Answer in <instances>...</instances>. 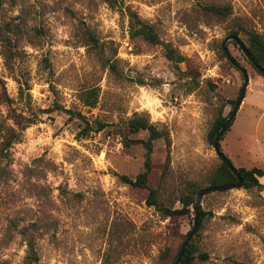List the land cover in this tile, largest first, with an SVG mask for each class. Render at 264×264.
I'll use <instances>...</instances> for the list:
<instances>
[{
	"label": "rangeland",
	"instance_id": "374dc122",
	"mask_svg": "<svg viewBox=\"0 0 264 264\" xmlns=\"http://www.w3.org/2000/svg\"><path fill=\"white\" fill-rule=\"evenodd\" d=\"M118 3L0 0V264H174L193 214L166 218L147 205L149 190L179 209L184 195L209 187L222 162L208 134L220 110L232 112L244 84L222 43L237 29L246 44L247 31L264 40V0ZM209 5L229 6L231 15L219 18ZM127 7L184 56L179 72L161 46L130 37ZM227 48L251 84L221 147L236 168L264 169V106H253L264 77L232 41ZM13 56L32 88L25 115L38 113L22 133L14 125L18 85L5 63ZM90 90L99 94L95 108L82 100ZM136 113L168 134L154 142L149 189L121 180L135 179L146 160L142 145L124 144L123 127ZM98 122L106 124L100 132ZM260 182L262 189L204 198L195 264H264ZM30 242L37 261L28 259Z\"/></svg>",
	"mask_w": 264,
	"mask_h": 264
},
{
	"label": "trees",
	"instance_id": "16d2710c",
	"mask_svg": "<svg viewBox=\"0 0 264 264\" xmlns=\"http://www.w3.org/2000/svg\"><path fill=\"white\" fill-rule=\"evenodd\" d=\"M112 8L118 7V0H105ZM205 10L214 14L219 18H227L231 15V8L229 6H215L209 5L205 6ZM126 14L129 18V31L130 37L132 39L143 38L145 41L149 42L152 45L161 46L164 51L165 58L171 62L175 70L180 71V64L184 62V56L179 54L176 49H174L170 44L165 43L161 40L159 35L157 34L155 28L146 22H144L139 14L132 10L130 7L126 8ZM9 29V28H8ZM242 29V28H241ZM13 30L12 28L10 31ZM240 30H233L231 35L240 38ZM248 43H244L246 48L255 59V61L264 69V40L262 37L256 32L247 31L246 32ZM9 43L11 40L6 38ZM235 45L236 42L232 41ZM18 56L5 57V63L7 65V70L9 75L14 78L18 85V97L17 103L21 105L22 110L14 119V125L21 131H25L28 127L35 124L38 118L37 112H32L29 116H26V108L30 105L31 101V85L29 77L23 73L20 69L16 68L18 65ZM45 68L51 69V62L48 58L44 59ZM253 66V65H252ZM254 67V66H253ZM255 68V67H254ZM256 69V68H255ZM19 70V71H18ZM257 70V69H256ZM259 75L264 77L258 70ZM98 91L90 90L85 93L82 98L83 102L86 106L90 108H95L98 102ZM235 104V102H233ZM231 114V113H230ZM225 116L223 111L220 110L216 119L214 120L212 127L208 134V141L210 144H213L215 137L220 132L222 127L226 124L229 116ZM97 132L102 131L106 124L98 122ZM230 130V129H229ZM14 131V128L7 127L6 132L9 133ZM124 131V144L126 147H131L132 145H142L145 149V164L143 171H141L135 179L130 178L128 176H121V180L128 185H132L134 187H139L142 189L148 188V179L152 170V158L154 155V142L159 139H166L168 141V134L165 131L160 130L156 125H154L149 116L145 113H136L132 118H130L123 127ZM141 132H145L148 134L147 139H131L130 135L139 134ZM7 134L5 135V137ZM225 137V135H224ZM223 137V138H224ZM222 138V140H223ZM221 140V141H222ZM5 148H9L13 142L6 140ZM220 150L223 152L220 142ZM224 153V152H223ZM232 162V161H231ZM233 164V162H232ZM238 172L242 176V187L243 189H262L263 185L260 182V179L264 177V169L254 167L251 169H247L244 167L237 168ZM237 181L236 177L230 171V169L221 162L220 166L213 172L209 179V186H220L224 184H232ZM200 190L194 189L192 194L184 195L181 198V208L179 209H171L163 206L158 200V191L154 189L149 190V196L147 199V205L149 207H155L157 211H159L166 218L169 217H184L192 214V205L195 201L196 195ZM206 216V213L201 210L199 214V229L202 227V222ZM196 236V234H195ZM195 236L192 238L184 257L182 258L180 264H195L196 261V243ZM28 259L31 261H37L38 255L34 245L29 243L28 250Z\"/></svg>",
	"mask_w": 264,
	"mask_h": 264
},
{
	"label": "water",
	"instance_id": "95a60500",
	"mask_svg": "<svg viewBox=\"0 0 264 264\" xmlns=\"http://www.w3.org/2000/svg\"><path fill=\"white\" fill-rule=\"evenodd\" d=\"M231 41H234L237 43V46L240 48L241 52L244 54V56L247 58V60L250 62L251 65H253L261 74L264 75V69L255 61V59L252 57L248 49L246 48L245 44L241 41L239 37L236 36H228L222 43V48L225 52V55L228 59V61L231 63L232 66H234L244 77V84L242 86L239 98L236 102V105L234 106L226 124L222 127L220 132L217 134V136L214 139L213 147L218 155V157L221 159V161L226 164V166L230 169V171L233 173V175L236 177L237 181L232 184H224L220 186H209L206 188L201 189L195 198V201L192 205V214L194 217L193 226L191 230L187 233L181 247L179 250V253L177 255V258L174 262V264H180L182 258L184 257L186 250L192 240V238L195 236L199 229V214L202 210V202L204 198L210 194L213 193H219V192H226L234 189H239L242 187V176L238 172L237 168L232 164V162L229 160V158L220 150V142L224 135L229 131L231 128L237 113L240 110V107L245 99V95L247 92V88L250 83V79L247 73V70L235 60V58L232 56L230 50L227 48V44Z\"/></svg>",
	"mask_w": 264,
	"mask_h": 264
},
{
	"label": "crops",
	"instance_id": "0c3cea01",
	"mask_svg": "<svg viewBox=\"0 0 264 264\" xmlns=\"http://www.w3.org/2000/svg\"><path fill=\"white\" fill-rule=\"evenodd\" d=\"M257 81L260 83V85H261L262 87H264V78H259ZM250 84H251V83H250ZM250 84H249L248 88L250 87ZM248 88H247V90H248ZM246 94H247V93H246ZM245 96H246V95H245ZM244 102H245V99H244V101H243V103H242L240 109L243 107ZM253 106H254V107H257V108H260V107L264 106V94H263L262 98L259 99V103H258L257 105H253Z\"/></svg>",
	"mask_w": 264,
	"mask_h": 264
}]
</instances>
